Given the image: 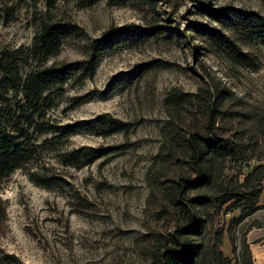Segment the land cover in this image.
<instances>
[{
	"label": "rangeland",
	"instance_id": "rangeland-1",
	"mask_svg": "<svg viewBox=\"0 0 264 264\" xmlns=\"http://www.w3.org/2000/svg\"><path fill=\"white\" fill-rule=\"evenodd\" d=\"M43 12L41 2L0 0V49L29 46ZM48 15L80 30L46 64L83 60L92 40L110 29L128 30L110 38L90 77L72 76L51 91L43 120L53 128L33 134L29 160L0 180V264H152L154 235L181 223L161 191L193 174L179 155L156 157L164 122L202 129L207 120L198 96L224 91L214 126L241 146L217 159L211 183L188 198L235 191L245 173L264 165V43L248 30L264 19V0H58ZM218 34L247 58L230 57ZM175 91L197 97L170 105L166 98ZM97 119L127 126L65 137L57 128ZM76 148L98 154L82 166L63 165L57 155ZM29 173L49 186L34 184ZM259 186L252 210L241 202L231 206L233 199L190 208L206 220V250L217 230L218 251L230 264L241 261L242 239L254 264L264 253V174Z\"/></svg>",
	"mask_w": 264,
	"mask_h": 264
},
{
	"label": "trees",
	"instance_id": "trees-1",
	"mask_svg": "<svg viewBox=\"0 0 264 264\" xmlns=\"http://www.w3.org/2000/svg\"><path fill=\"white\" fill-rule=\"evenodd\" d=\"M30 1L32 4L41 2L45 15L44 18L37 19L30 45L0 49V180L21 168L29 160L35 149L31 143L33 134L41 135L53 128L47 120H43L45 112L52 106L51 91L72 76L79 80L90 77L110 38L114 34L125 33L128 30L127 27L110 29L101 37L92 40L83 60L46 64V61L60 50L63 40L79 33L80 29L74 24L53 19L48 15L58 0ZM92 1L88 0L89 3ZM208 12L214 18L219 16L215 17L212 11ZM10 14L7 16L10 17ZM248 27L252 37L264 43V19L259 18ZM217 43L230 57L240 61L247 58L225 35L218 34ZM140 66L143 65H138ZM214 92H216L214 97L207 91L204 96H198L197 104L205 109L207 120L202 129L185 130L171 121L164 122L160 127L162 145L156 157L164 162L179 155L182 158L181 162L188 166L193 174L168 181L161 191L169 207L176 215H180L181 223L177 221L165 235H154L156 248L150 253L152 264H230L218 251L221 233L217 230L214 231V244L206 250L202 239L206 220L200 218L190 208L205 209L211 206L212 199H217L218 205L233 199L235 203L231 206L241 202L250 209L254 208L257 201L264 165H255L245 173L235 191H224L219 197L201 195L186 197L188 192L208 186L212 181V168L217 159L232 155L241 146L234 135L223 136L214 126L216 119L221 118L220 106L224 91L217 89ZM192 97L197 95L175 91L168 94L166 101L172 105L185 100L192 101ZM126 126L117 119H97L57 128L61 130V136L65 137L78 130L98 129L111 133L125 130ZM97 154L94 150L76 148L61 152L57 156L63 165L82 166L91 162ZM177 158L175 159L178 160ZM28 177L38 186H49L50 182L45 177L31 173ZM241 212L238 220L245 216L242 210ZM241 250V261H235L234 264H253L244 239L241 240Z\"/></svg>",
	"mask_w": 264,
	"mask_h": 264
},
{
	"label": "crops",
	"instance_id": "crops-1",
	"mask_svg": "<svg viewBox=\"0 0 264 264\" xmlns=\"http://www.w3.org/2000/svg\"><path fill=\"white\" fill-rule=\"evenodd\" d=\"M255 259H256L258 264H264V253H262V252L257 253L255 256ZM251 260H252V258H251ZM252 263L254 264V261Z\"/></svg>",
	"mask_w": 264,
	"mask_h": 264
}]
</instances>
